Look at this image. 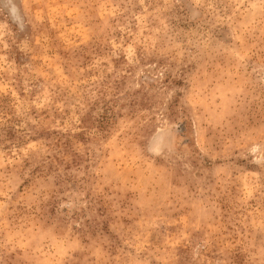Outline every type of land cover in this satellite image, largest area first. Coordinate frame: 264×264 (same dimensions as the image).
Instances as JSON below:
<instances>
[{
	"label": "rangeland",
	"instance_id": "374dc122",
	"mask_svg": "<svg viewBox=\"0 0 264 264\" xmlns=\"http://www.w3.org/2000/svg\"><path fill=\"white\" fill-rule=\"evenodd\" d=\"M0 264H264V0H0Z\"/></svg>",
	"mask_w": 264,
	"mask_h": 264
}]
</instances>
